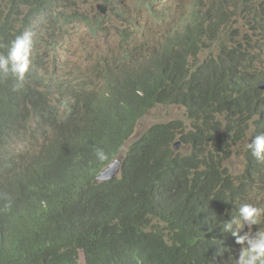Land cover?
<instances>
[{
    "label": "trees",
    "instance_id": "1",
    "mask_svg": "<svg viewBox=\"0 0 264 264\" xmlns=\"http://www.w3.org/2000/svg\"><path fill=\"white\" fill-rule=\"evenodd\" d=\"M4 1L0 0V7ZM15 2L21 15L28 10L27 18L18 20L22 21V30L47 10L52 18L54 14L69 18L70 14V24L85 25L95 33L101 30L96 19L103 18L84 11L89 0L82 4L68 0L63 8L69 14L56 13L62 5L49 4L47 0ZM198 2L204 6L209 2L214 8L193 17L184 34L188 38L220 22L211 39L216 41L219 34L228 37L232 19L238 13L247 17L243 11L224 10V0ZM245 22L248 30H261L259 22ZM222 37L218 56L230 51V43ZM4 48L0 42V53ZM219 74L220 67L213 60L187 81L180 73L168 75L172 80L168 95L145 93L137 102L141 114L148 112L154 101L167 96L169 103L188 105L192 127L178 121L152 128L131 147L120 175L108 182H100L98 177L128 139L126 126L93 136L83 133L87 128L85 116L100 111L103 116H111L116 110L113 103L93 96L84 99L70 90L77 98L73 111L61 116L55 110L50 115L51 122L45 125L44 133L35 135L41 137L39 154L29 170L23 171L21 154L5 148L25 138L35 115L51 107L36 91L11 90L2 79H13L0 75V145H6L0 149V173L5 176V181L0 180V264H82L81 256L86 264H208V256L200 249L183 244L185 226L209 223L205 231L220 233L223 239L225 209L241 204L244 194L250 199L248 188L264 178V174L248 168L237 182L225 166L233 145L245 136V119L238 127L222 130L208 116L203 92H213ZM159 78L163 79V74ZM48 131L56 135L55 142L49 139ZM259 134L264 132L255 135ZM177 141L190 149L175 151ZM43 142L52 147L43 148ZM97 149H102L108 159L101 161Z\"/></svg>",
    "mask_w": 264,
    "mask_h": 264
},
{
    "label": "clouds",
    "instance_id": "2",
    "mask_svg": "<svg viewBox=\"0 0 264 264\" xmlns=\"http://www.w3.org/2000/svg\"><path fill=\"white\" fill-rule=\"evenodd\" d=\"M67 1L47 0V3H60L62 7L60 6L56 13H61L68 12L63 8ZM86 1L79 0V3L82 4ZM92 1L95 7L99 3L98 11L97 8L92 9L89 6ZM124 1L116 0L113 3H106L89 0V4L84 6V11L92 12L94 16L100 15L103 18L96 19L99 20L97 25L101 28L97 33L85 25L70 24L69 12V18L58 14H54V18H52L50 10L40 13L31 20V26L28 29L22 30V21L18 23V20L26 19L28 10L21 15L15 0L3 2L0 7V42L5 45V48L0 53V75L9 76L13 81L8 78L2 80L11 90L23 88L36 91L52 109L42 108L32 119L31 130L25 138L12 141L6 148L5 144L0 145V149L9 148L21 154L23 171L29 170L41 147L39 142L41 137L35 138V135L44 133L45 125L51 122L49 117L55 110L60 112L61 116L69 115L73 111V105L77 98L73 97L70 90L78 92L84 99L89 96L101 98L104 103L108 101L116 106L115 113L111 116H103L100 111L85 116L87 128L83 135L93 136L106 129L122 130L125 126L127 133L130 134L118 155L98 177L100 182H108L101 181V175L117 162L121 164V172L122 163L131 147L152 128L167 127L178 121L184 122L186 127H188L186 124L188 122L189 127H192V122L189 120L192 111L187 107L188 105L169 103L167 96H162L160 100L151 104L148 112L141 114L137 102L145 97V93L161 92L168 95L169 86L172 84L168 75L180 73V77L187 81L200 69L207 68L215 60L220 67L218 84L211 94L206 95L203 92L205 97L203 104L207 114L214 123L219 124L222 130L238 127L244 118V138L248 134L246 127L254 126L251 142L247 145L248 155L243 174L248 168H253L258 175L264 174V134L255 135L258 131L264 132V126H262L264 124V0H224V10L243 11V15L247 16H244V21L252 20L261 24V30L254 33L262 38L249 41H236L231 38V34L238 30L231 22L228 37H222L219 34L216 41L212 40L213 30L221 24L219 21H217L219 24L212 29L207 26L202 33L186 37L184 34L192 25L193 17L199 12L203 11L202 13H204L206 9L213 10L214 8L209 2V5L204 6L198 0H192V12L183 16L181 28L172 31L175 34L171 38L166 37L171 32L170 30L160 34L159 40L155 39L157 33L142 37L143 31L139 30V25L132 20L130 14L124 16L122 13L115 12L119 6H124ZM135 1L143 6L149 14L151 9L161 3L160 0ZM112 13H116L118 19L113 27L108 29V24L112 22V17H110ZM156 15L158 18H156L155 26L159 25L157 27H160V19L166 21L167 17ZM54 19H57V22ZM72 26L87 27L91 36L99 37L100 46L94 56L95 62L89 63L79 57L76 61H70L66 65L65 73L60 75L61 64L55 63L50 67L49 56L43 49L49 44L55 46L62 38L63 31ZM224 26L225 24L222 25L221 30ZM181 29H183L181 38H176ZM231 29L236 30L232 31ZM109 33L112 39H118L122 43L121 48L117 51L107 50L102 46L109 43L104 40L106 34ZM221 37L230 43V51L225 56L216 55ZM84 51L87 50H82L81 53ZM138 64H142L144 67L137 70ZM122 66L125 69H122ZM159 74H163V79L159 78ZM52 75H56L57 78H50ZM65 84L68 87H65ZM169 105L182 109L185 120L179 119L167 123L163 120L156 121L144 133H138L144 118ZM2 107L3 102L0 103V111ZM48 132L49 139L55 142L54 132ZM134 137H136L135 140ZM179 142L177 141L174 148L177 152H180L178 150ZM237 143L233 145L232 151ZM42 144L43 148L52 147L49 142ZM181 144L183 143L181 142ZM96 154L101 161L108 159L102 149H97ZM249 160L252 162L249 163ZM256 161H261L262 164ZM120 172L114 179L120 175ZM241 179L242 177L235 181L239 182ZM0 180L5 181V176L1 173ZM259 180L261 181L259 182ZM256 182L264 185V178H259ZM256 182L248 188L250 199L244 194L245 199L241 204L225 209L223 216L225 237L223 239H221L220 233L215 235L213 231L206 232L204 228L209 227V223L200 221L185 226L182 231L183 244L189 248L200 249L208 256V264H264V194L256 192L254 189ZM218 247L224 252H221ZM83 258L81 263L86 264V259L84 256Z\"/></svg>",
    "mask_w": 264,
    "mask_h": 264
},
{
    "label": "rangeland",
    "instance_id": "3",
    "mask_svg": "<svg viewBox=\"0 0 264 264\" xmlns=\"http://www.w3.org/2000/svg\"><path fill=\"white\" fill-rule=\"evenodd\" d=\"M160 5L156 6L154 9H151L150 14L145 11L143 6L137 3L135 0H125L124 6H119L115 12L122 13L124 16L130 14L132 20L137 23L139 26V30L143 31L142 37H147L151 34H156V40H159L160 34L167 33L170 31H177L181 28L183 23L184 15L190 14L192 12L191 3L192 0H160ZM99 4V3H98ZM93 1L89 4L92 9L97 8ZM98 11V8H97ZM109 14V13H108ZM160 14L166 16V21H161V26H155L157 23L156 18ZM112 22L108 24V29L113 27L118 16L116 13H112ZM235 21V23H233ZM231 24L234 25L238 30L231 34V38L236 41H249L251 39L257 40L258 38H262L258 34L254 32H249L245 21L240 15H237L235 19L231 21ZM175 28H177L175 30ZM99 37L91 36L90 30L87 27L81 26H72L66 28L62 33V38L58 41L57 44L45 47L43 51L49 56V64L50 67L54 66L55 63L61 64L60 75H63L66 71V65L70 61H76L79 57L83 58L86 62L93 63L94 56L97 52V49L100 46ZM104 40L109 43L103 44L102 46L111 51H117L121 48L122 43L118 39H112L111 34H106ZM82 50L84 53H81ZM185 120V115L182 109L175 107L174 105H169L166 108L158 109L151 114H149L143 121H141L138 133H144L146 130L150 128L156 121L163 120V122L167 123L174 120ZM189 127L190 124L186 122ZM248 129L247 136L239 141L230 154V158L226 162V166L228 170L233 174L235 179H240L244 172L246 162H247V145L251 142V138L254 131L253 125H248L246 127ZM136 137H134V140ZM179 144V151L186 152L190 149L189 146L185 144ZM261 180H259L260 182ZM254 189L256 192H261L264 194V185H260L258 182L254 184ZM83 256L81 261H83Z\"/></svg>",
    "mask_w": 264,
    "mask_h": 264
},
{
    "label": "water",
    "instance_id": "4",
    "mask_svg": "<svg viewBox=\"0 0 264 264\" xmlns=\"http://www.w3.org/2000/svg\"><path fill=\"white\" fill-rule=\"evenodd\" d=\"M120 162H117L111 168L105 172L103 175H101L100 180L101 181H109L114 179L120 172Z\"/></svg>",
    "mask_w": 264,
    "mask_h": 264
},
{
    "label": "bare ground",
    "instance_id": "5",
    "mask_svg": "<svg viewBox=\"0 0 264 264\" xmlns=\"http://www.w3.org/2000/svg\"><path fill=\"white\" fill-rule=\"evenodd\" d=\"M176 29H177V28H175V30H176ZM182 33H183V29L180 30V33H179L178 36H176V38H181ZM174 34H175V33L171 31L169 34H167L166 37H167V38H171ZM141 67H144V65H142V64H138V65L136 66V69L138 70V69H140ZM122 69H125V68L122 66ZM144 73H145V72H144Z\"/></svg>",
    "mask_w": 264,
    "mask_h": 264
}]
</instances>
